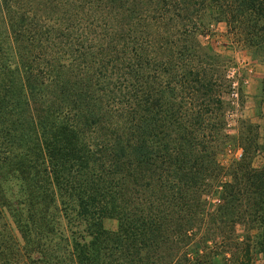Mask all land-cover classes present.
<instances>
[{"label": "trees", "instance_id": "1", "mask_svg": "<svg viewBox=\"0 0 264 264\" xmlns=\"http://www.w3.org/2000/svg\"><path fill=\"white\" fill-rule=\"evenodd\" d=\"M216 20L264 64V0H0V264L264 256V140L217 159Z\"/></svg>", "mask_w": 264, "mask_h": 264}, {"label": "rangeland", "instance_id": "2", "mask_svg": "<svg viewBox=\"0 0 264 264\" xmlns=\"http://www.w3.org/2000/svg\"><path fill=\"white\" fill-rule=\"evenodd\" d=\"M198 38L203 45L229 61L228 72L234 81L233 93L224 94L225 99L231 103L225 112L226 132L230 138L217 156L220 164L226 166L237 160L242 153L236 139L239 131H245L249 137L259 135L260 142L264 140V64L258 56L244 47L223 20L212 21L202 28ZM247 123L251 126L248 127ZM262 162L263 154L259 153L254 159V165L259 166ZM220 179L224 180L225 177ZM104 225L108 229H116L117 221L108 217L104 220ZM237 232L242 233L240 226L237 227ZM255 261L256 264H264V256L258 254Z\"/></svg>", "mask_w": 264, "mask_h": 264}]
</instances>
